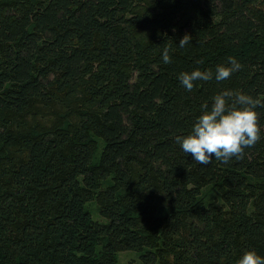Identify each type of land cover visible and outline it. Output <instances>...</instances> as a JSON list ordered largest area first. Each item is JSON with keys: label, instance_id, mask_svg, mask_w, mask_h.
<instances>
[{"label": "trees", "instance_id": "trees-1", "mask_svg": "<svg viewBox=\"0 0 264 264\" xmlns=\"http://www.w3.org/2000/svg\"><path fill=\"white\" fill-rule=\"evenodd\" d=\"M229 57L241 67L217 81ZM194 68L213 78L189 91ZM223 89L262 101L260 139L201 164L175 137ZM249 248L264 256V0H0V264H234Z\"/></svg>", "mask_w": 264, "mask_h": 264}, {"label": "clouds", "instance_id": "clouds-1", "mask_svg": "<svg viewBox=\"0 0 264 264\" xmlns=\"http://www.w3.org/2000/svg\"><path fill=\"white\" fill-rule=\"evenodd\" d=\"M189 41L185 34L179 45L183 47ZM170 45L162 50V60L165 64L171 62ZM228 63L217 64L215 79L224 80L241 65L235 57H229ZM213 78L211 69L194 68L179 73L180 83L189 91L196 81H207ZM231 98V100L229 99ZM262 101L243 91L223 89L201 105V111L196 116L190 129L175 137L182 150L191 154L192 159L201 164H207L213 157L227 161L233 156L239 157L244 148L254 145L260 139V128L257 119L256 106ZM234 264H264V256L256 249L249 248L242 252Z\"/></svg>", "mask_w": 264, "mask_h": 264}, {"label": "rangeland", "instance_id": "rangeland-1", "mask_svg": "<svg viewBox=\"0 0 264 264\" xmlns=\"http://www.w3.org/2000/svg\"><path fill=\"white\" fill-rule=\"evenodd\" d=\"M97 140H98V149L94 162H97V160L99 159L100 153L103 150V146H104V141L102 138L98 137ZM104 186H106V184ZM202 195L207 203L209 202H214L217 204L222 203L221 193L215 185L205 186L203 188ZM87 208L91 211L94 219L101 222L107 221V219L100 213V206L97 200H92L88 202ZM140 255L141 253H139L138 251L121 250L118 252V262L119 264H143Z\"/></svg>", "mask_w": 264, "mask_h": 264}]
</instances>
